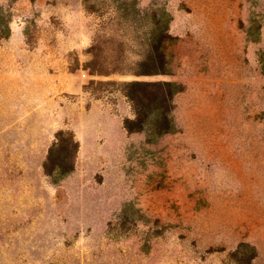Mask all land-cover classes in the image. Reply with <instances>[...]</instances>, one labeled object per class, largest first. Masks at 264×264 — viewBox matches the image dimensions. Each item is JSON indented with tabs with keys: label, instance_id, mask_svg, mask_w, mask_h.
<instances>
[{
	"label": "rangeland",
	"instance_id": "obj_1",
	"mask_svg": "<svg viewBox=\"0 0 264 264\" xmlns=\"http://www.w3.org/2000/svg\"><path fill=\"white\" fill-rule=\"evenodd\" d=\"M0 264H264V0H0Z\"/></svg>",
	"mask_w": 264,
	"mask_h": 264
},
{
	"label": "trees",
	"instance_id": "obj_2",
	"mask_svg": "<svg viewBox=\"0 0 264 264\" xmlns=\"http://www.w3.org/2000/svg\"><path fill=\"white\" fill-rule=\"evenodd\" d=\"M167 84H170V82H165ZM125 85H127L128 87H130V90H126L125 91V95L132 101L134 102V104L136 106H139L141 104H143V100L139 98V96L135 95V90L139 89L141 85L144 84H148L145 81H140V80H130V81H125L124 82ZM172 98V92H167L165 95L163 96H155L152 100L154 101L157 105H159V108L164 106V101L168 102V100H170ZM128 130H133V128L126 122V125Z\"/></svg>",
	"mask_w": 264,
	"mask_h": 264
}]
</instances>
